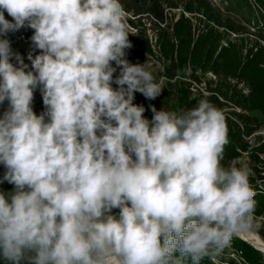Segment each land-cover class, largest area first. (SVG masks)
I'll use <instances>...</instances> for the list:
<instances>
[{"label": "clouds", "instance_id": "9594fccd", "mask_svg": "<svg viewBox=\"0 0 264 264\" xmlns=\"http://www.w3.org/2000/svg\"><path fill=\"white\" fill-rule=\"evenodd\" d=\"M130 34L120 0H0V264H218L252 231L225 115L201 99L146 118L135 94L164 88L126 59Z\"/></svg>", "mask_w": 264, "mask_h": 264}, {"label": "trees", "instance_id": "16d2710c", "mask_svg": "<svg viewBox=\"0 0 264 264\" xmlns=\"http://www.w3.org/2000/svg\"><path fill=\"white\" fill-rule=\"evenodd\" d=\"M126 14L133 20L129 25L135 31L136 46L145 57H154L162 68L164 90L151 105L145 107L146 118L151 119L150 106L157 110H182L195 107L202 99L192 93V86L205 84L208 90L207 99L222 112L232 105L239 113H231L237 119H229L231 115L224 113L228 129L229 143L225 146L224 160L227 167L245 156L253 162L251 166L250 185L257 191L256 182L264 180V145H249V141L258 130L257 117H264V45L263 41L251 40L247 30L228 19H222L207 0H177L166 7L170 12L181 9L178 18L172 15L173 23L158 31L154 46L141 29L140 17L144 14L157 24L165 26L166 13L159 0H120ZM6 19H11L5 12ZM138 17V18H137ZM31 29H21L10 33L12 48L25 57L30 50ZM233 36V38H232ZM130 38V37H129ZM213 79L206 81L208 76ZM207 82V83H206ZM214 86L210 89V86ZM208 86V87H206ZM36 110L43 111L42 97L39 89ZM160 101V102H158ZM170 102L173 104L170 105ZM38 113V112H37ZM258 142L261 139H257ZM4 182L0 190H12ZM256 209L254 218H264V194H255ZM241 253L246 264H264L260 252L251 248L238 238H234L230 248L222 255ZM217 259L221 260L220 257ZM235 264L233 261H226ZM201 264H213L205 258Z\"/></svg>", "mask_w": 264, "mask_h": 264}, {"label": "rangeland", "instance_id": "374dc122", "mask_svg": "<svg viewBox=\"0 0 264 264\" xmlns=\"http://www.w3.org/2000/svg\"><path fill=\"white\" fill-rule=\"evenodd\" d=\"M159 1L163 4L164 8H166L169 5V3H172V2L176 3L177 0H159ZM207 1L211 4L212 9L215 12H217L221 16L222 19H228L232 21L234 24L243 27L245 30L248 31L250 35L249 37L251 40L263 41V45H264V0H207ZM181 11H182L181 9H178V10L170 12V10L166 8L165 10L166 19L164 22L165 26L157 24L154 20L149 18L148 15L146 14L139 16L140 23L142 25L141 29L145 30L146 36L149 38L153 46L155 44V37L158 31L161 29H165L169 25H171L173 23V18H171L172 15L178 18ZM133 19L134 18H132L130 14H127V22H128L129 30L132 33L129 35L130 37L129 39L132 42L133 47L131 49L126 50V59L130 63H133V64L135 63L143 64L148 61V63L151 65V71L153 72L157 81L164 88V79L161 76V73H162L161 65L154 57H145L144 55H142L139 52L138 47L136 46L135 31L132 30V28L129 25V20H133ZM118 71L119 70H117L116 74H118ZM210 79H213V78L212 76L209 75L206 81H209ZM113 86L115 87V85ZM213 87H214L213 85L210 86V89H212ZM191 90L194 96L197 97L198 95H201L202 99H207V97H209L210 95L208 90H205V84L203 83L198 86H192ZM37 102H38V96L37 94H34V100L32 102V107H33L34 112L38 115L40 114V112L37 113V110H36ZM133 102L138 105H143L144 107H148L149 105H151V100L145 99V97L141 95L140 93L135 94V99ZM172 104L173 103L170 102V105ZM223 112L229 115H231V113H234V112L239 113V111L235 110L232 105H228L226 108H224ZM249 117L250 118L257 117L258 119V130L255 134V137L251 141V145L254 146V144L259 143L257 139L259 138L264 139V117L258 116L256 114L251 115ZM229 119H237V118L231 115ZM236 163L238 167L247 166L249 170L251 166L253 165V162L247 159L245 156L237 160ZM3 171H4L3 166L0 165V176L3 175ZM250 176H251V170H250L249 177ZM6 184L8 183L6 182ZM8 185L12 186L10 184ZM253 229L255 230V234L262 240L264 244V219H258V220L253 219ZM220 259L221 260L217 259L218 264H221V262H226V261H233V263L235 264L238 263L230 255H221ZM237 259L238 261H240L239 258ZM212 263L214 264V261H212Z\"/></svg>", "mask_w": 264, "mask_h": 264}, {"label": "built area", "instance_id": "2783aa9c", "mask_svg": "<svg viewBox=\"0 0 264 264\" xmlns=\"http://www.w3.org/2000/svg\"><path fill=\"white\" fill-rule=\"evenodd\" d=\"M37 112L41 113L42 111L41 110H37ZM255 134H256V132L254 133V135L250 139H247L249 141V145H251V141L255 137ZM260 139H261V141L259 143L254 144V146L251 145L252 148L253 147H258L259 144H263L264 145V139H262V138H260ZM259 158L260 159H264V153L262 155H259ZM261 176H264V173H262ZM256 189H257V191H254L255 194L256 193L257 194H259V193H263L264 194V180H258L256 182ZM258 219H264V218H258ZM230 256H232V258H234L236 260V262H238L237 264H246L245 261L241 258V253L240 252L237 253V254H231ZM237 258H239L240 261H238ZM221 264H229V263L228 262H221Z\"/></svg>", "mask_w": 264, "mask_h": 264}, {"label": "bare ground", "instance_id": "6f19581e", "mask_svg": "<svg viewBox=\"0 0 264 264\" xmlns=\"http://www.w3.org/2000/svg\"><path fill=\"white\" fill-rule=\"evenodd\" d=\"M239 239L246 240L250 244L256 246L257 248H262L264 246L262 240L255 234V230L242 234L238 237Z\"/></svg>", "mask_w": 264, "mask_h": 264}, {"label": "water", "instance_id": "95a60500", "mask_svg": "<svg viewBox=\"0 0 264 264\" xmlns=\"http://www.w3.org/2000/svg\"><path fill=\"white\" fill-rule=\"evenodd\" d=\"M241 241H243L244 243H246L247 245H249L251 248L255 249L256 251L260 252L262 255H263V258H264V246L262 248H257L256 246L250 244L249 242H247L246 240H242L240 239Z\"/></svg>", "mask_w": 264, "mask_h": 264}]
</instances>
